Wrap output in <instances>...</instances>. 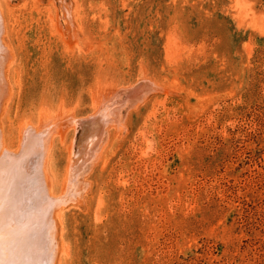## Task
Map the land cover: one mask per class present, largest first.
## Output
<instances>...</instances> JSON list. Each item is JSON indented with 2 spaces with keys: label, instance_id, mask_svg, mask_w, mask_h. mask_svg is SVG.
<instances>
[{
  "label": "rangeland",
  "instance_id": "obj_1",
  "mask_svg": "<svg viewBox=\"0 0 264 264\" xmlns=\"http://www.w3.org/2000/svg\"><path fill=\"white\" fill-rule=\"evenodd\" d=\"M0 5L14 54L2 66L6 75L14 61L4 121L12 147L24 121L118 105L96 160L80 141L96 129L90 118L76 129L66 121L54 138L57 195L80 141V192L62 207L57 264H264V0ZM6 160L0 233L14 243L13 221L26 225L23 188L20 166Z\"/></svg>",
  "mask_w": 264,
  "mask_h": 264
},
{
  "label": "bare ground",
  "instance_id": "obj_2",
  "mask_svg": "<svg viewBox=\"0 0 264 264\" xmlns=\"http://www.w3.org/2000/svg\"><path fill=\"white\" fill-rule=\"evenodd\" d=\"M0 7L2 6L0 5ZM1 10L2 9H0V166L2 164L8 167L13 166L9 165L6 159L13 160L14 164L20 166L21 171L18 184L20 185L19 187L23 188V196L21 198V202L23 203L20 206L23 210H20V215L21 219H24V224L26 225L20 227L21 224H18L19 222L17 220L13 221L15 223L10 227V230L14 232L13 236H17L19 232L22 233L20 236L15 237L16 240L14 243V238H8V234L4 236L0 233V264H57L56 255L60 246L59 239L62 238L61 230L63 228L62 207L69 199L71 200L74 198L72 196H74L75 192H80V190H77V186L75 189L77 191L72 188V186L75 185L73 180H76L74 178L76 176L74 175V165H76L74 160H76V158H73L77 151L78 142L86 139L87 142H85L86 144L88 143V148L96 152L94 158L91 156L92 160L99 158L102 154L106 138L109 136L108 128L113 125L111 121L116 117L118 105L110 100L112 98H109L98 101L95 111H93L94 113L89 117L76 119L77 117L74 118L70 114H67L65 117L59 118L45 114L40 118L37 125L29 121H22L23 123L19 125L18 141L15 147H12L14 146V142L8 140V136L5 133L4 121L7 116L8 106L13 97V92L11 90L9 91L11 87L8 76L10 78L14 61L10 59L8 62L10 63V69L6 66L8 71L6 75L2 66L5 58L12 57L14 54L11 50L10 42L7 41L9 38L7 40L5 38L9 34V31L6 30L8 34L3 36L7 23L5 24L6 14L3 15L4 13H2L3 11ZM5 65L6 64H4V66ZM113 98L115 97L113 96ZM110 101L112 104H110ZM114 101L116 100L114 99ZM89 118L96 129L94 131L92 130L93 132L83 131L85 135L82 133V137H80V141L78 142L75 139L71 141L68 149L69 156L72 158H70L68 162L62 192L57 195L54 187V177L50 167V154L53 141L55 142L54 138L56 136L60 137L66 132V127H64L66 121H68L69 126L71 123V126L74 124L75 126H73V128L76 129L78 125H83L80 124L83 119ZM88 151L90 152V150ZM87 163L89 164V161ZM1 186L2 184L0 182V199L4 198L5 194ZM34 217H38L37 222H41V226H38V223L33 226Z\"/></svg>",
  "mask_w": 264,
  "mask_h": 264
}]
</instances>
